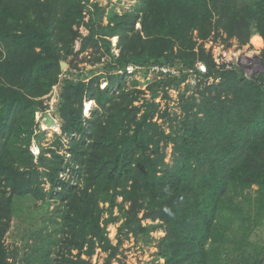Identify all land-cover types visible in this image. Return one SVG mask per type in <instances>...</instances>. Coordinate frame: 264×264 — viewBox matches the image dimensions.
<instances>
[{"label":"trees","instance_id":"trees-1","mask_svg":"<svg viewBox=\"0 0 264 264\" xmlns=\"http://www.w3.org/2000/svg\"><path fill=\"white\" fill-rule=\"evenodd\" d=\"M84 1L0 0V264H13L5 237L14 197L57 201L59 236L48 240L59 249L39 264H89L82 256L96 249L110 264L122 239L113 245L106 229L119 219L118 236L163 232L162 264H264V0H136L131 12L109 11L106 23L94 6L82 37ZM254 35L263 46V72L254 79L216 70L200 46L194 51L197 40L244 45ZM88 49L84 60L100 67L82 72L77 59ZM197 60L213 81L179 94L178 114L159 110L155 99L168 98L165 88L181 79L151 83L149 98L125 88L128 64L166 65L183 79ZM53 87L61 136L35 156L31 143L44 133L34 117ZM85 100L95 104L88 118Z\"/></svg>","mask_w":264,"mask_h":264},{"label":"rangeland","instance_id":"rangeland-1","mask_svg":"<svg viewBox=\"0 0 264 264\" xmlns=\"http://www.w3.org/2000/svg\"><path fill=\"white\" fill-rule=\"evenodd\" d=\"M119 3L118 7L115 8V11L122 12L124 9H128L125 11H132L133 5L136 3V0H121V2L118 0ZM124 13V12H123ZM106 19V15L104 16ZM103 17V20H104ZM84 34H86V30L83 31ZM217 41L221 42L222 44L226 45L227 49H232V47L238 46H249L250 48L256 49L260 51L262 48H257L254 43V38L252 37L248 43L241 45L236 39H230L223 41V39L216 38ZM118 40V39H117ZM111 42V41H110ZM254 42V43H253ZM112 43V42H111ZM218 43V42H217ZM116 44V43H115ZM214 44V43H213ZM257 44V43H256ZM217 45V44H214ZM80 44L78 45L79 50ZM118 48V44H117ZM77 46H74L73 51L77 52ZM88 49L84 53H81L78 56V67L81 68L82 72H86L87 70H93L97 66H90V63H88L85 59H89L92 55V53L89 52ZM113 51L117 53L118 50L116 48H113ZM111 52H112V44H111ZM91 54V55H90ZM119 54V52H118ZM105 57H103V60ZM67 66L65 67L62 72L64 73L66 71ZM73 74H78L80 71L78 70H72ZM242 73V72H241ZM101 83L103 85V80H101ZM106 83V82H105ZM124 83L126 89H139V90H145L146 89V82L145 77L142 73H137L134 76L132 75H125L124 76ZM136 87V88H135ZM177 98H174V94L171 93L170 95H173V97H170L171 99L164 98L161 103H159V110H163L166 108L168 112L172 114H178L179 108H178V100H179V92L186 91L185 89H179ZM57 88L54 87L52 91L44 98L43 104L46 105V109L43 111V113H39L38 116L34 117L35 125L44 132L43 139L39 141H32L30 149L33 152V154H37V152L40 150V146L46 148L49 144L52 143L54 136L52 135V129L53 127L56 128V131L58 130V127H55L54 125L57 124L61 126L62 120H58L55 112V103L57 100ZM170 93V92H169ZM184 93V92H183ZM191 93L185 94V96H189ZM88 103V101H87ZM139 102L138 104H140ZM163 105H160L162 104ZM92 103H88L89 106L86 107V109L91 107V110L95 108V104L91 106ZM88 109V110H89ZM91 110L89 115L91 114ZM45 112V113H44ZM84 116V112H83ZM160 122V121H159ZM163 127L166 129V125L163 123ZM37 133V131H36ZM60 133V132H57ZM39 142V145H36V143ZM64 147L67 146L68 140H63ZM38 146V147H37ZM60 149V153L65 154V148ZM170 148L167 149V161L170 159ZM38 155V154H37ZM61 177L67 178L68 173L61 174ZM46 190L48 189V185H45ZM119 203L121 202V199H118ZM57 201L52 200L50 198H47L46 201H32L25 198L20 197H14L12 202V218H11V225L8 233L5 237V245L10 253L11 256V263L13 264H39L36 259L40 258L42 255L46 254V251H50V257L54 258L56 255L57 250L59 249L51 240H48V238H52L54 236H59V233L54 230L55 229V223L54 220L58 219L56 215V206ZM101 207H106V205L101 204ZM118 209L116 208L114 210V215H118ZM141 216V214L139 215ZM103 217H107L106 213L103 215ZM54 218V219H53ZM120 219L117 221V223H110L107 226V234L110 238L113 245L116 244L118 237H121V243L118 246L117 255L112 259L110 264H162L163 260L160 259L157 255V248H156V241L160 237H162L164 234L163 232L156 231L148 234L147 236H138L134 237L131 234L124 236H118L117 235V229L120 224ZM150 224V221H143V225ZM264 243V239L261 244ZM77 251L73 250L72 255H76ZM107 257L106 253H103L99 249H96L94 253L90 256H82V259L88 261L89 264H104L105 259Z\"/></svg>","mask_w":264,"mask_h":264},{"label":"built area","instance_id":"built-area-1","mask_svg":"<svg viewBox=\"0 0 264 264\" xmlns=\"http://www.w3.org/2000/svg\"><path fill=\"white\" fill-rule=\"evenodd\" d=\"M117 1L118 0H85L84 2H82V4H84V9L82 11V23L77 28L78 32L81 34V36L84 37L88 33V27H89L90 22H91L90 12L93 10L94 6H97L99 8L104 9L105 15L111 10L114 11V13H116L118 15L123 14V12L124 13L131 12V11H125L128 9H124V11H122L120 13L118 10L115 11V8H117L119 5V3ZM119 1L121 2V0H119ZM103 23H106L105 17H104ZM137 27H139L138 24H137ZM84 30H86V34L83 33ZM117 39H118L117 37L108 38V40L112 42V43L110 42L112 44V52H111L112 58H110V59H112V64H114L113 62L115 61V59L119 55L118 54L119 48H117V41H118ZM80 42H81V37L77 38V40L75 41V45L77 46V50H78V45L80 44ZM213 43L217 44V45H214ZM199 46L204 50L205 54H208L210 60L212 61L213 65H214V68L216 70H240L242 72V75L248 79H254L259 74H261L263 72V68L261 65V56H260L261 50L258 51L256 49L250 48L249 46H245V45L241 46V47L234 45L232 47V49H227L226 45L217 41V39L214 40L212 38H209L205 41L197 40V46H196L194 51H197L198 50L197 48ZM113 48H116V50H118L117 53L115 51H113ZM104 57L106 60L109 61V58L107 56H104ZM102 61H103V57H102ZM137 73H142L143 76L145 77L146 89H147V86L150 85L151 83L156 82V81H160V80H164L167 77H174L176 79H181L177 88H175V87L165 88L167 95H169L170 97H173V95H170L171 93H173L174 98L176 99L177 95H178V91L176 92V90H179V89L184 90L185 89L186 91H183L185 94H188V93L192 94L193 93L194 88L198 85V83L200 81H202L204 75H206L207 67H206V64L204 62L197 60L194 64L193 68L183 71L184 78L182 79V77H183L182 72H180V71H178L172 67L166 66V65H149L147 67H143V66H136L133 64H128L126 66L125 75L134 76ZM212 81L213 80L210 77L203 79V83L207 84V85L211 84ZM105 86H106L105 81H103V85L100 82V85H99L100 89H104ZM146 89L142 90L145 92L143 97L149 98V92ZM136 90H139V89H136ZM183 92H181V93H183ZM179 94H180V92H179ZM170 97H168V99H171ZM87 101H88V103H92L91 106L94 104V101H92V100H85L84 101L83 112H84L85 118H88L90 116L89 113L91 110V107H90V109L86 113ZM161 101H163V97H162V93H159L158 97L155 99V102L161 103ZM138 103L139 102H135L136 105H138ZM160 105H163V103ZM83 112H82V114H83ZM39 113H43V112H37L35 114V117L38 116ZM54 126L58 127V130L56 131V128H54V127L52 129H50V131H52V135L53 136H55V135L61 136V126H59L57 124H55ZM57 132H60V133H57ZM30 151H31V149H30ZM31 153L33 154L32 151H31ZM38 153H39V151L37 152V154ZM33 155H35V154H33ZM262 260L264 262V243L262 246Z\"/></svg>","mask_w":264,"mask_h":264},{"label":"water","instance_id":"water-1","mask_svg":"<svg viewBox=\"0 0 264 264\" xmlns=\"http://www.w3.org/2000/svg\"><path fill=\"white\" fill-rule=\"evenodd\" d=\"M66 67V63L65 62H60V69L64 70Z\"/></svg>","mask_w":264,"mask_h":264},{"label":"bare ground","instance_id":"bare-ground-1","mask_svg":"<svg viewBox=\"0 0 264 264\" xmlns=\"http://www.w3.org/2000/svg\"><path fill=\"white\" fill-rule=\"evenodd\" d=\"M256 46V45H255ZM257 47V46H256ZM258 48V47H257ZM89 106L88 103H86V107ZM89 107L86 109V113L88 112Z\"/></svg>","mask_w":264,"mask_h":264},{"label":"crops","instance_id":"crops-1","mask_svg":"<svg viewBox=\"0 0 264 264\" xmlns=\"http://www.w3.org/2000/svg\"><path fill=\"white\" fill-rule=\"evenodd\" d=\"M256 36L259 37V38H261L259 35H254L253 38L256 37ZM261 39H262V38H261ZM261 48H263V46H262Z\"/></svg>","mask_w":264,"mask_h":264}]
</instances>
